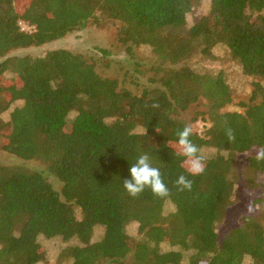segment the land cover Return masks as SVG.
Returning a JSON list of instances; mask_svg holds the SVG:
<instances>
[{"label": "trees", "instance_id": "1", "mask_svg": "<svg viewBox=\"0 0 264 264\" xmlns=\"http://www.w3.org/2000/svg\"><path fill=\"white\" fill-rule=\"evenodd\" d=\"M203 1L0 0V80L14 75L0 81V150L24 162H0V264H42V240L60 243L59 264H264V0H209L208 16L189 24ZM89 28H115L126 59L107 48L98 59L10 55ZM114 65L122 80L98 70ZM228 67L250 80L248 99L235 102ZM186 125L199 175L178 154ZM141 154L167 197L124 189ZM180 175L190 191L177 187ZM241 186L255 213L221 237Z\"/></svg>", "mask_w": 264, "mask_h": 264}, {"label": "rangeland", "instance_id": "2", "mask_svg": "<svg viewBox=\"0 0 264 264\" xmlns=\"http://www.w3.org/2000/svg\"><path fill=\"white\" fill-rule=\"evenodd\" d=\"M209 0H204L202 4L198 7V9L195 11L194 14L189 15L188 17V23L192 24L193 21L196 18L200 17H207L209 14ZM22 27L24 30L29 31L30 28L27 27L26 25L22 24ZM115 28H112L110 30L106 29H96V28H89L85 31L78 32L76 34H72L68 37H66L63 40H58L56 42L50 43L44 47L41 48H31L27 50H19L12 52L10 55H15V56H25V55H33V56H39L42 55L45 52L48 51H53V50H59V49H65L69 50L73 53L77 54H83L86 56V58L91 59L92 57L98 59L101 57V54L99 53L98 49H111V51L114 53L111 56V59H114L115 61H124L126 59L127 53L125 52L124 49H114L113 45L115 43L114 37H115ZM233 66V64H229ZM226 65L225 67H227ZM116 65L113 66L112 69L108 70L104 67L99 66L98 70L99 72L108 77H114V78H120L122 80V75L123 71L120 70L121 65H117V68H115ZM205 67H209L205 64ZM222 66H217L213 65L212 69L214 68L215 70L220 69ZM119 69V70H118ZM228 72H229V81L233 87L234 91V97H235V102H239L241 100H246L249 98L250 90L251 87L249 86V83L247 81L243 80L242 75L240 73V70L236 67H228ZM13 74L9 73L7 74V77H12ZM6 78H3V80H0L1 83L10 85L11 82L8 80H5ZM202 109V108H198ZM236 109V108H232ZM197 110L191 109L188 112L187 118L191 116V114ZM197 126L195 127L196 130L200 131L201 130V123L196 124ZM216 151L207 149L204 151V156H209L213 155ZM245 156H241L240 160L243 161ZM0 162L2 164H7V165H16V164H21L23 161L10 153L6 151L0 150ZM24 164V162H23ZM30 167H34L36 169H40L41 165L37 162H29L28 163ZM188 166V165H187ZM262 179L264 180V175L262 176ZM254 195L249 191V189H244L243 186H241L238 189L237 192V202L235 206L230 209L227 213V219L225 222L220 225V235L223 237L225 233L230 230L233 227H236L239 224L240 218L243 215H253L255 213V210L252 209L251 207V201L254 199ZM172 208H169L171 210ZM251 209V211H250ZM264 224V220H263ZM127 233L130 235V237H133V240H136L137 238L140 237L139 231H138V225L135 223H131L126 227ZM103 228L98 227L95 232H94V240L97 241L99 240L102 235H103ZM43 245L46 248V258L45 262L42 264H59V249L61 247L60 243L56 242L55 240H42ZM167 248V247H166ZM251 259L244 258V263L243 264H250ZM66 264V262L64 263Z\"/></svg>", "mask_w": 264, "mask_h": 264}, {"label": "clouds", "instance_id": "3", "mask_svg": "<svg viewBox=\"0 0 264 264\" xmlns=\"http://www.w3.org/2000/svg\"><path fill=\"white\" fill-rule=\"evenodd\" d=\"M158 107V105H153ZM192 134V128L185 126L181 131L177 132L179 155L185 157L184 163L188 165V171L192 175H199L204 171V163L202 157L198 155V147L189 139ZM229 140L234 139L232 130H226ZM264 157V152L258 154V158ZM130 179H125L123 187L131 197H137L144 192L146 188L150 189L152 194L157 198L167 197L169 189L161 178L160 170L153 167L147 154H141L135 163L129 168ZM176 185L180 191L191 190L192 181L188 180L184 175H180L176 181ZM251 211V209H250Z\"/></svg>", "mask_w": 264, "mask_h": 264}]
</instances>
